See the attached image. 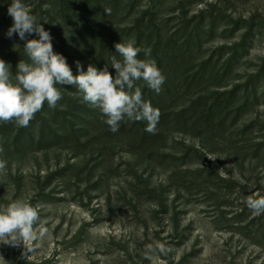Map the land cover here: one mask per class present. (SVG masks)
Instances as JSON below:
<instances>
[{"label": "rangeland", "instance_id": "1", "mask_svg": "<svg viewBox=\"0 0 264 264\" xmlns=\"http://www.w3.org/2000/svg\"><path fill=\"white\" fill-rule=\"evenodd\" d=\"M11 2L0 59L14 79L30 60L6 35ZM22 2L74 75L141 35L165 82H135L160 111L155 134L127 119L113 133L74 85H57L62 99L27 127L0 122V205H38L47 229L28 256L0 244V264H150L154 241L172 251L153 264H264V214L246 205L264 196V0Z\"/></svg>", "mask_w": 264, "mask_h": 264}, {"label": "clouds", "instance_id": "2", "mask_svg": "<svg viewBox=\"0 0 264 264\" xmlns=\"http://www.w3.org/2000/svg\"><path fill=\"white\" fill-rule=\"evenodd\" d=\"M105 12L110 14L111 9H105ZM8 14L13 24L6 35L11 38L17 34L20 40L25 41L24 51L30 63L21 60L13 79L10 66L0 59V122L14 121L20 127H27L45 102L50 108H55L62 99L57 85H74L82 93L83 101L99 109L106 117L105 123L113 133L119 130L120 122L125 119L146 121L145 131L150 134L157 132L160 111L143 99L141 88L135 83L143 80L148 88L159 93L165 82L156 61L147 58L151 55L150 48L137 47L134 40L116 43L115 53L121 59L116 55L111 57L114 76L107 65L98 70L89 64L84 71L80 61H76L77 74L74 75L66 58L53 51L50 33L22 0H12ZM32 34L39 38H26ZM141 52L145 59L138 58ZM5 167V161L0 160V174ZM246 205L254 214H264V196L256 198L249 195ZM46 234L38 205L33 206L23 199L0 205V244L14 248L22 246V256H28L36 251L38 241ZM171 251L166 243L154 241L145 246L144 258L153 264L159 256H167Z\"/></svg>", "mask_w": 264, "mask_h": 264}, {"label": "trees", "instance_id": "3", "mask_svg": "<svg viewBox=\"0 0 264 264\" xmlns=\"http://www.w3.org/2000/svg\"><path fill=\"white\" fill-rule=\"evenodd\" d=\"M138 30H140V23H137ZM137 47L145 48L142 44L141 35L137 37L136 44ZM157 45L153 46V50L155 49ZM106 48V47H105ZM115 52H112L111 50H108V57L106 55H102V53L99 55V60L93 64L95 67H97L98 70H102L106 65L108 66V69L111 68V57L114 55ZM140 55V54H139ZM140 59V57H138Z\"/></svg>", "mask_w": 264, "mask_h": 264}]
</instances>
